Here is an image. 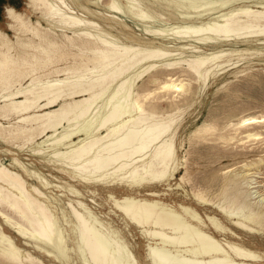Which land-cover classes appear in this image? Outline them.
I'll use <instances>...</instances> for the list:
<instances>
[{"label":"bare ground","instance_id":"obj_1","mask_svg":"<svg viewBox=\"0 0 264 264\" xmlns=\"http://www.w3.org/2000/svg\"><path fill=\"white\" fill-rule=\"evenodd\" d=\"M58 1L64 3L62 0H27L26 6L39 9L41 17L50 22L52 27H60L65 31L72 32V36L65 35L69 43V51L61 50L59 52L57 42L50 36L51 34L48 31L41 32L39 30V20H36L34 24L26 13L18 11L12 6L5 7V16L8 19L7 26L16 33V40L11 42L6 32L0 29V89L2 91L8 89L0 94L1 101H4L0 104V116L15 115L17 122H23L26 125L17 124L8 129L0 125V139L9 141L22 136L26 143V141L33 140L35 136H45L40 141L43 144L46 142L44 145L47 148H51L55 147V144L59 145L60 142H63L62 144L69 143L70 145L72 143L71 137L82 128L84 136H76L77 141L75 140L69 148L66 146V150L57 151L56 146L55 152L53 151L54 149L52 150L53 152L51 151L52 148L50 149V155L45 150V153L49 156H47L46 160L54 161V163L58 164L59 170L68 173L71 180L77 181L84 187L96 188L101 186L107 188L109 190L107 193L108 198L119 207L123 213V218L128 219L132 224L139 227L141 233L150 241L147 243L146 250V256L150 264H257L256 261L262 257L260 253L239 241H235V239L229 238L228 232L232 234H235V232L230 227H227L218 216L210 214L206 209H215L237 228L245 232H253L257 230L264 231V227L261 224V213H264V205L251 202V193L247 186H244V179L236 181V179L230 178L227 180L228 184L232 183L235 187V191L231 196L240 197V200L241 198H246L247 202H243L242 205L247 207L252 204L253 208H256L255 210L249 207L248 211H243L244 206H233L234 201H230V195L225 190L226 188L216 194V200H214L213 197H210V193L204 189L211 187L214 184L213 181H204L202 189L196 187L198 180L193 181V183H190L191 192L189 193L185 190L181 199L178 201L172 200V202H169L167 191L155 190L157 186L163 185H168L167 189H170L169 182L181 172V169H184L185 173L180 176V181L176 187H183L189 168L186 160L178 156L175 143L178 131L176 130L177 123L173 127L174 118L171 115L156 114V112H159L157 108L160 107V101L157 99H152L149 102V106L152 109L148 112V116L150 115L152 119L149 120V118L143 117L145 110L144 101L148 100L150 92L132 94L131 88L144 72L156 67L171 69V72L168 73H176V69H178L205 84L204 81H206L208 74L213 73V75H216L223 68V63L226 59L218 60L225 55V52H229V49H217V47L223 45L221 44L222 42L229 40L230 42L235 41L237 44V42L248 41L249 38L255 37L256 40L260 41L259 43H264V0H253L254 3L249 0L253 4L244 3L236 7L232 6L226 11H224L225 8H222L223 13L220 12L218 16L209 18V21H205L204 18V22L200 25L197 24L198 26L195 24L196 26L193 27L194 21L191 23L193 20L191 19L190 23L193 28L190 27L189 30L178 29L177 32H173V37L190 36L199 38V36H209L213 39V41H207L209 44L206 42L207 46H210L206 48L209 51L190 50V52L187 51L188 53L186 54L188 56L183 62L169 60L165 65H156L154 64V62L157 63L155 61L156 58L162 55L158 52L159 50L157 51V48L162 47L161 45L163 44L160 41L154 45L156 49L150 51L143 59L141 58V62L139 61L140 63L143 61L144 65L136 77L133 75L127 77L128 74L123 75L124 73L126 74L125 70L130 65H126L127 63L124 62H127V58H130L131 55L134 56V51L136 50L132 51L131 48L127 50L121 49L123 46L119 47L120 43L117 45V43L112 41L113 39L99 33L101 30H96L99 27L95 29L97 22L92 19H86L87 23L89 21V24L86 23L89 30L84 29L81 18L70 16L67 12L68 10L63 9L57 3ZM179 1L180 3L181 1L183 2V0ZM229 1L232 2L233 0ZM74 3L88 9L86 6L81 5L79 0H74ZM210 3L212 4L211 0H191L190 5L191 9L196 13L203 4L202 8H205L210 7ZM226 3H228L227 0ZM116 4L115 0H109L106 5L107 10L113 12V9H116ZM181 7L179 6V8ZM136 10L138 11V9ZM176 12L177 10H175ZM69 13H72V11ZM139 14L137 16L140 18L142 15L140 16ZM104 17L109 21L108 27L112 25V22L124 24L111 15L104 14ZM190 23L188 24L190 25ZM188 24L186 25L189 26ZM179 25L181 24L176 26ZM158 28L162 29V27ZM172 28H176L174 24ZM180 28L182 27L180 26ZM110 29H112V26ZM174 30H171V32ZM155 34L161 40H167L164 39L165 36L160 34L159 31ZM154 37L156 38V36ZM135 40L140 41L137 38ZM200 41L202 39L198 42ZM184 42L186 43V41L182 43L184 44ZM198 42L196 41L194 44ZM127 43L129 44L128 41ZM201 43L199 46H201ZM129 46H126V48H129ZM154 46L149 47L153 48ZM186 46L190 45L187 44ZM165 50L168 53L169 49ZM55 53L61 57L66 56L65 53L67 55L70 54V57L74 60L73 62L78 66L67 65L53 68L49 70V73L58 74L61 72L66 75L47 80L44 83L39 82L38 84V82H35L36 79L38 80V75H35L37 68L39 65L51 64ZM169 53L172 54V52ZM164 56L166 57L167 55L163 54L162 57L164 58ZM53 61L55 60L53 59ZM161 62L162 64L164 63L163 61ZM136 63L138 64V61ZM131 66L133 65L131 64ZM131 66L129 68H135ZM226 68L222 70L224 71ZM80 69L83 70L82 73L75 75L76 79L70 80V73L74 74ZM28 78L30 81L23 85L22 81ZM122 78L124 79L123 81H121ZM115 81L118 83L117 86H119L113 91V94L107 100L101 101V103L97 102L99 93ZM120 81L121 83H119ZM183 81V79L173 77L171 74V76L160 83L159 88L167 91L184 90L185 83ZM12 85H14V88L10 89ZM77 96L79 98L76 99ZM58 103L59 107L51 109ZM92 109L94 110L90 112L91 116L89 114L90 117H88L86 123L82 126L78 125V127L77 123ZM72 113L75 114L76 118L74 117V120L76 119V121H73L74 123L70 124L71 126L67 125L68 127L65 130L63 129L62 132H57L55 135L54 132L49 130L56 123L59 125L62 119L66 118L65 120H67L70 114L72 116ZM263 120L264 118L262 117L251 115L241 117L237 125L242 127ZM33 121H36L35 125L32 124ZM207 129L209 128H198L197 131ZM101 131H104V133H100ZM244 137L257 139L259 138V132L246 131ZM182 145L183 143L180 144V146ZM148 148L150 154L141 169L138 168L137 163L130 165L132 160H135L134 158ZM38 151L33 149V153H38L41 156V147ZM42 157L45 160V157ZM13 160L15 162H13V165H17L18 161L15 158ZM254 164L255 161L245 162L241 165L243 167V177H248V175L252 174L251 169H253L252 166ZM20 166H22L28 176L35 178L33 173L37 172L23 167V165ZM89 168L91 169L89 170ZM109 169H112L111 173L110 171L109 173L107 172ZM37 174L39 175V173ZM37 177L40 178V176ZM42 179H38V181L44 184ZM69 186L71 192H74L77 197L82 195L72 184H69ZM117 187H123L128 192L117 196L112 191V189ZM38 189L41 190V188H36L32 183L27 184V180L18 171L5 165L0 159V216L5 221L13 218L5 212L6 210H2L6 208L14 213L13 215H17L19 220L16 221L28 225L30 229V238L26 237V239L41 243V246H45V244L51 245L54 242L52 240L57 237L55 246L57 244L62 247L57 250L54 248L55 250L52 251L53 255L51 256L64 264H69L68 248L64 246L65 237L58 228L60 220L58 217L56 220L55 209L47 205L48 201L45 200L46 198ZM142 191L144 193H141ZM91 192H94V190H91ZM201 208L204 209V215L199 211ZM60 209L66 221H73L71 230L75 235L74 243L82 251L81 253L85 254L86 264H122L123 261L138 264L133 252L126 245L125 251L123 253L119 252L118 241H121V239L116 238L118 237V231L110 227L104 228L105 230L102 229L103 221L81 199L68 198ZM49 218L54 219V224L51 226L47 223ZM11 225L18 226L16 224ZM6 240V244H0V264L44 263L43 261L42 263L34 260L31 256L32 254L26 253L25 250H20L18 244L13 242L14 240L12 242L10 238H6ZM151 241L153 244H151ZM53 245H51L52 248ZM36 246L38 247L37 244ZM51 256L48 255V257Z\"/></svg>","mask_w":264,"mask_h":264},{"label":"rangeland","instance_id":"obj_2","mask_svg":"<svg viewBox=\"0 0 264 264\" xmlns=\"http://www.w3.org/2000/svg\"><path fill=\"white\" fill-rule=\"evenodd\" d=\"M26 1L27 0H0V29L6 32L10 41L14 42L16 40V33L14 32V30L9 29L7 26L8 19L5 16L6 6H12L16 10L26 13V15L30 16L31 22H33L34 24L36 20H39L40 21V24L38 25L39 30L41 32L48 31V33L51 34L50 36L53 37V39L57 42V47L59 49V52H61V50L69 51V43H68V40L65 38V35L72 36V32L65 31L64 29L60 27H56V28L52 27V24L50 22H48L47 20L41 17L40 10L33 9L31 7L26 6ZM63 1L64 3H61L59 1L57 3L63 9L68 10L67 12L70 16L80 17L82 20L81 23L82 25H84V29L89 30V28H87L88 27L87 24H89V21L88 23L86 21L89 19H92L97 22L96 24L97 26L95 27V29L99 27V29L98 28L96 29L97 31L101 30L99 33H102L103 35L113 39L112 41L114 43H117V45L120 43V45L118 46L119 47L123 46V48L121 49L127 50L131 48L132 51L136 50L134 51L135 53L134 56L132 55L130 56V58H133V59L127 58V62H124V63H127L126 65L128 64L130 65H128L127 69L125 70L126 74L125 73L123 74V75L128 74L127 77L131 75L136 77L140 73L144 65L143 61L142 63H140L141 58L143 59V57L148 55L150 51H153L154 49H156L154 45L158 44L160 41L163 42V44L161 45L163 48L159 47L157 48V51L159 50L158 52H160L162 55L159 56V58H156L155 61L157 63L154 62V64L156 65H159V64L165 65V63L169 62V60L183 62L188 56V54L186 53L190 52V50L209 51V49H206V48L210 47V46H207L210 40L213 41L211 37L209 36L208 37L199 36V38L190 37V36H187V37L183 36V37H178V38L175 36L173 37L174 33L177 32L178 29L179 30L180 29L189 30L190 27L193 28L197 24L200 25L201 23H203L204 18H205V21L207 20L209 21L211 18L218 16L220 12L223 13L224 11H226V9L232 8V6L236 7L244 3L246 4L248 3V5L249 4L251 5L254 3V1H261V0H254V1L252 0L253 3H250L251 0L250 1L249 0H233L232 2L227 0L228 3H226V0H224V2H222L223 0L222 1L211 0L212 4L214 3V5L210 3V7H205L206 8L205 9V8H202L204 6L203 4V6L200 7L201 9L199 8L200 10L196 13L195 11H193V9H191V5H190L191 0L190 1L183 0V2L181 1V3L179 0H175V1L174 0H171V1L170 0L169 1L168 0H118V1L115 0V2H117L116 4L117 6H116V9H113V12H109L107 10L106 5L109 2V0H79L81 5L86 6L88 9L82 8L81 6L76 5L74 3V0H62V2ZM216 1H217V4H216ZM179 6H182L183 8L182 7L179 8ZM135 8L138 9V11ZM222 8L223 9L225 8L224 11ZM189 9H190V12H189ZM70 10L72 11V13H69L71 12ZM125 10H126V13H125ZM175 10H177L176 13H175ZM184 11L186 12V14ZM104 14L111 15L114 18L116 17V20L119 19L120 22L122 21L124 24H120V23L115 24L114 22H112V25H111L112 29H110L111 26L108 27L107 24L109 21L105 19ZM138 14L140 16L142 15L141 16L142 18L141 17L139 18V16H137ZM210 14L212 15V17ZM185 15H186V18H185ZM66 17H69V16H66ZM145 17L146 19H144ZM149 17L151 18L149 19ZM191 19L193 20L191 21ZM182 21H183V24H182ZM190 21L191 23H193L194 21V25L192 24L193 27L191 26ZM172 23L174 24L176 28H172L173 27ZM188 23H190V25ZM178 24H181V25L176 26ZM186 24H188L189 26H187ZM163 26L165 27L166 30L164 29ZM180 26L182 28H180ZM184 26H186V28H184ZM158 27H162V29H159ZM161 30L162 31L164 30V32H162ZM171 30H174V31L171 32ZM158 31L160 34L165 36L164 39H167L166 41L165 40L163 41L160 38H158V35L156 34L154 35V33ZM154 36H156V38ZM22 37H25V36H22ZM159 37L161 36L159 35ZM172 37L174 38V40ZM135 38L139 39L140 41L135 40ZM191 39H192L193 44L191 42ZM201 39L202 41L198 42ZM182 40L186 41V43L184 42L183 44ZM127 41L129 42V44L127 43ZM178 41L179 43H177ZM196 41L198 42L197 43L198 45L194 44L196 43ZM234 42H230L229 40L224 41L221 43L223 44L222 46L217 47V49L226 48V49H229V52H232V53H229L227 51L228 54H226L227 52H225V55H223L219 60L217 59L218 61H220L221 59L223 60L226 59L224 62L225 64L223 63L222 69L226 68V64H227L228 69L226 68V70L224 71L221 69V71H219L220 73L218 72L216 75H213V73L208 74L209 76L207 75L206 81H204L205 84L202 83L201 81H198L190 77L185 72L179 71L178 69H176L177 70L176 73L175 72L168 73V72H171V69H163L162 67L161 68L156 67L149 71L144 72L143 75L134 82L131 88L132 94L136 92L138 93L150 92L148 100L144 101L145 110H144V113L142 112L143 117H147L149 118V120L152 119L150 115L148 116L149 114L148 112H150L152 109L149 106V102L152 99H155V100L157 99L158 101H160V107L157 108L159 112H156V114H163L164 116L171 115L175 120L173 123V127L177 123L176 130L178 132L176 134L175 143H176V148L178 151V156L186 160L189 170L186 174V177H185L186 182H184L183 187H180V188L176 187L177 183H179L180 181L179 180L180 176L185 173L184 169H181V172L177 174L175 178L169 182L170 189H167L168 185H163L160 187L157 186V188L155 189L157 191L158 190L167 191L169 202H172V200L178 201L179 199H181L185 190L190 193L191 192L190 183H193V181L198 180L196 187L199 189L203 188L202 183L204 181L214 182V184L211 187H207V189L204 188L207 192L210 193V197H213L214 200H216L215 195L221 192L224 188H226L225 190H227V193L230 195V201L231 200L234 201L233 206H237V205L244 206L242 204L243 202H247L246 198L244 199L241 198L240 200V197L236 198V197L231 196L233 195V192L235 191V187L232 183L228 184L227 180L230 178H233V180L236 179V181H240L244 179L243 180L245 183L244 186H247V188L250 190V193H251V199H250L251 202H253V204L257 202L258 204L264 205V120L261 122L255 123V124L242 126V127L240 126L238 127L237 125V122L239 121L241 117H247V116L254 115L257 117L264 118V43H259L260 41L256 40L255 37L249 38L248 41L245 40L243 42H237V44L236 42L235 43ZM124 43H127L128 45ZM200 43H201V46H199ZM224 43H227V44H224ZM232 43L233 45H231ZM185 44L186 45L188 44L190 46H186ZM142 45L143 47H141ZM178 45H179V48H178ZM126 46H129V48L128 47L126 48ZM149 46H154V47L151 48ZM165 49H169L168 53L172 52V54L169 53L168 55ZM175 49H178V50H175ZM146 50L149 52H147ZM162 50L164 51V53ZM163 54L167 56L166 57L164 56L163 58L162 57ZM65 55L66 56L61 57V56H58L57 53H55L53 56V59L55 61H53L52 59L51 64L39 65V67L40 66L41 67L40 68L38 67L39 69L37 68V71L35 72V75L36 76L38 75V80L36 79L35 82H38V84L39 82L44 83L47 80H52L53 78H56V77H64L66 75L61 72L58 74L54 72L49 73V70H52L53 68L64 67L67 65L68 66L73 65V67L78 66L77 64L73 62L74 60L72 59V57H70L71 56L70 54L67 55V53H65ZM181 56L184 60L181 58ZM137 61H138V64L136 63ZM161 61H163L164 63L162 64ZM228 62L230 65L228 64ZM131 64L135 68H132V69L129 68ZM139 64L140 65L142 64V65L140 66ZM137 65H138V68H137ZM82 71L83 70L80 69L74 72V74L70 73L71 77L69 79L70 80L76 79L77 77L75 75L81 74ZM171 74L173 77H178L184 80L183 81L185 83L184 90L167 91V90H164V89L162 90L161 88H159L160 83L164 81L167 77L171 76ZM121 77H124V76H121ZM123 80L124 79L122 78L121 81ZM29 81H30L29 78L24 79L22 83L23 85H25ZM121 81L119 83H121ZM113 84L115 87L113 86ZM117 84L118 83H116L115 81L111 85H109L107 88H105L103 91H101L98 95L97 102L101 103V101L103 102L107 100L108 97L113 94V91H115V89L118 88L119 85L117 86ZM14 85H12L10 89L14 88ZM7 90L8 89H5L2 91L0 89V94L4 93ZM103 96H104V99H103ZM77 98L79 97L77 96L76 99ZM1 100L2 98L0 97V104L4 102ZM59 103L55 105L54 107H51V109H55L56 107H59ZM93 110L94 109L89 110L88 113H86L88 116L85 114L86 116L83 117V119L79 123H77V126L84 125L86 121L88 120V117L91 116L90 112H92ZM145 112L147 113L145 114ZM74 115L75 114L72 113V116L71 114L68 116V118L71 117L73 120L71 118L69 119L67 118V120H65L66 118L62 119L59 122V125L61 127L58 125V123H56V125L53 126L54 130L53 128L49 130L51 132H54V135L57 134V132L58 133L62 132L63 129L65 130L68 126H71L76 121V119L74 120V117H75ZM16 120L17 119L15 118V115H9L7 117L0 116V125L2 127L4 126L5 129H8L10 127L12 128V126H15L17 124L26 125V123L17 122ZM69 120L71 121L69 122ZM66 121H68L69 123L68 122L66 123ZM35 123L36 121L35 122L33 121L32 124L35 125ZM205 127L209 129L204 130V131H197L198 128H205ZM50 131H48V133H50ZM246 131L259 132V138L249 139V138L244 137ZM77 133H75L71 137L72 143L75 142V140L77 141L76 139L77 137L84 136V132L82 128ZM100 133H104V131H101ZM44 138L45 136H35L33 140L29 142L26 141V143L24 142V139L22 136H19L18 138H15V139H10L9 141L0 139V159L1 161H3L5 165L18 171V173H20V175L25 180H27V184L32 183L34 184L36 188L38 187L41 188V190L40 189L38 190L43 194L44 198H46L45 200L48 201L47 205H49L52 209H55L54 214H55L56 220H57V217L60 220L58 223V228L64 234V237H65L64 246L65 248H68L67 254H68L69 264H74V263L75 264H86L87 259L85 260V256H84L85 254L84 253L82 254L81 253L82 251L79 250L77 245L74 243L75 235L73 231L71 230L73 221H66L63 218V215H62L63 213L61 214L60 212L61 211L60 207H63V203L67 201L68 198L81 199V201H83L103 221L102 229L106 227L107 228L110 227L118 231L120 236L117 233L118 237L116 238L121 239V241H118L120 253H123L125 251V245H126V247L131 249V251L133 252L138 264H150L149 259L146 256L147 243L149 241L148 238L141 233L139 227L132 224L128 219L123 218V213L121 212L119 207L108 198L107 193L109 190L101 186H98L96 188L84 187L81 184H79L77 181L71 180L68 173L59 170L58 164L54 163V161H52L53 162L52 163L51 161L46 160L48 156V154H46L47 152H49V155H50L53 149H54L53 150L54 152L56 150L64 151V149L66 150L67 147L69 148L73 144L71 142H70L71 143L70 145L69 143L62 144L63 142H60L59 145L55 144V147L53 146L51 147L52 148L51 149L50 147L47 148L44 145L46 144V142H44L43 144V142L40 141ZM181 143H183L182 146H180ZM40 147L42 151L41 156L38 153H33V149L34 150L36 149L38 151L40 150ZM45 150H46V153H45ZM149 154H150L149 148L145 149V151L143 150L142 153H140L138 157L134 158L135 160H132L130 165L137 163L138 168L141 169L143 164L146 161V158H148ZM42 156L45 157V160ZM13 158H15L18 161V163L16 162L17 165L15 164L13 165V162H14ZM254 161H255V164L252 166L253 169H251L252 174L250 176L248 175V177H243L242 176L243 167L241 165L245 162L249 163V162H254ZM20 165H23V167L28 168V169H33L35 172L39 173V175L37 173H33L35 175V178L28 176V174L24 171V169ZM90 169L91 168H89V170ZM111 170L112 169H109L107 170V172L109 173L110 171L111 173L112 172ZM88 173H91V172H88ZM37 176H40V178ZM38 179L40 180L42 179L44 181V184H41L38 181ZM69 184H72L73 187L77 188L82 195L77 197L74 192H71ZM90 189L94 190V192H91ZM112 191L117 196H120L128 192L123 187H117L115 189H112ZM141 193H144V191H142ZM47 196L49 197V199ZM55 197H56V200H55ZM187 200L189 201V199ZM249 207L253 208V205L249 204L247 207L244 206L243 211H248ZM255 209L253 208V210ZM2 210L4 211L6 210L5 212H7L13 218L5 221L4 218L0 216V244L5 243L7 241L6 238L7 239L10 238L11 242L12 240H14L13 242H16V244H18V246L20 247V250L22 251L25 250L26 253L30 255L32 254L31 255L32 258L36 261H40V262L43 261L45 264H64L61 261H59L57 258H54L53 256H51L53 255L52 251L55 250L54 248H56L57 250L60 247H62L57 244L55 246L57 237L54 238L55 240L54 239L52 240V242L54 241L52 243L54 244L53 248L51 247L52 245L51 243H50L51 245L45 244L46 248L49 246L48 247L49 249L47 248L48 249L47 250L46 248H44L45 247L44 245L41 246V243H36L32 239H26V237H29L30 229L28 225L22 224L20 222L18 223V221H16V220H19L17 215H13L14 213L10 212L7 208L2 209ZM203 210H204L203 208L199 210L202 215H204ZM206 210L210 214L212 215L214 214L218 216L223 221V223L227 225V227H230V229H232L235 232V234L228 232L229 238L235 239V241H239L243 243L244 245L258 251L262 257L258 261H256V263L264 264V231L263 230L245 232L237 228L236 226H234L227 218L223 217L215 209L210 208ZM261 214H262L261 224H262V227H264V213H261ZM11 224H16L18 226H13ZM35 243L38 245L39 248L36 246ZM32 244H35V245H32ZM151 244H153V242ZM42 247L45 250V252L42 249ZM36 250H39V251H36ZM49 252L51 253L49 254ZM84 252L86 253V251ZM48 255H50L51 257H48Z\"/></svg>","mask_w":264,"mask_h":264},{"label":"snow or ice","instance_id":"obj_3","mask_svg":"<svg viewBox=\"0 0 264 264\" xmlns=\"http://www.w3.org/2000/svg\"><path fill=\"white\" fill-rule=\"evenodd\" d=\"M47 223H48L49 226L53 225L54 224V219L49 218L47 220ZM122 264H131V262L130 261H128V262H122Z\"/></svg>","mask_w":264,"mask_h":264}]
</instances>
